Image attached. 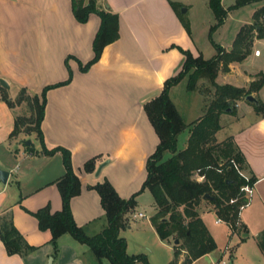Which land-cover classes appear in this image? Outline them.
Segmentation results:
<instances>
[{"label":"crops","instance_id":"1","mask_svg":"<svg viewBox=\"0 0 264 264\" xmlns=\"http://www.w3.org/2000/svg\"><path fill=\"white\" fill-rule=\"evenodd\" d=\"M198 3L209 7V0H100V5L118 15L119 39L106 46L98 62L82 73L78 63L85 66L94 57L92 44L100 27L96 15L80 24L74 19L71 0H0V79L8 83L6 93L11 100L23 88L40 95L46 86L65 82V62L69 58L72 81L47 93L41 130L47 150L60 147L71 154L72 168L82 188L70 201V208L76 225L88 237L107 227L100 197L89 187L107 180L125 200L142 190L147 160L159 144L144 104L158 97L164 83L181 71L185 61L181 51L194 58L203 57L192 38L191 23L184 17ZM172 4L179 6L178 13ZM228 78L235 76L232 73ZM228 78L219 74L217 82ZM181 83L170 89V99ZM252 96L257 99L258 91ZM257 100L264 103V99ZM16 116L15 109L0 99V170L8 172L6 183L0 181V214L10 210L17 231L37 250L25 257H10L0 241V264H92L90 250L70 235L59 239L54 253L50 233L40 231L36 219L26 213L45 206L52 213L61 210V197L53 183L65 169L59 152L32 156L24 149H12V144L26 141L20 135L10 139ZM226 117L229 130L223 139L231 138L242 154L247 172L255 180L250 207L254 206L255 214L264 218V119L247 101H239L235 113ZM37 143L36 149L40 150ZM98 156L101 158L94 171L85 173L84 164ZM148 195L151 194L146 190L138 195L130 221L146 218L139 211L142 202L152 201L149 205L155 213L154 201ZM139 214L143 217H135ZM239 221L245 232L240 214ZM127 229H131L130 222ZM148 229L159 238L151 222Z\"/></svg>","mask_w":264,"mask_h":264},{"label":"trees","instance_id":"2","mask_svg":"<svg viewBox=\"0 0 264 264\" xmlns=\"http://www.w3.org/2000/svg\"><path fill=\"white\" fill-rule=\"evenodd\" d=\"M258 1L261 0H240L237 7ZM71 7L74 19L80 24H86L90 15H96L100 19V27L92 44L93 59L85 66L78 63L80 71L86 73L98 62L104 48L119 39V18L108 8L99 7L97 0H90L86 4L83 0H71ZM172 7L178 13L179 6L172 4ZM209 7L216 18V28L224 22L226 13L221 7V0H209ZM262 19H264V9L255 14L253 21ZM183 24L188 31L187 22L183 21ZM253 28L252 25H244L237 34L231 50L227 52L221 47H216V55L209 60H205L202 56L194 58L189 52L181 51L185 56L181 71L164 83L158 97L144 104V112L159 139V144L147 160V177L142 190L125 200L119 197L107 180L89 187L100 197L107 221V227L93 237H88L83 229L76 225L72 216L70 201L80 194L82 187L72 168L71 154L60 147L47 150L41 130L47 93L68 86L72 81V72L68 66L69 58L65 62L68 70V79L65 82L46 86L40 95L33 94L31 99L28 98L26 89L19 91L16 103L27 101L31 116L30 118L15 117L10 139H15L21 134L28 138L35 136L41 149L37 150L33 144L24 145L25 153L32 156H51L59 152L63 159L65 173L53 183L61 197V210L52 213L50 207L45 206L36 212L26 211L36 219L40 231L50 233V244L54 253L58 251L59 239L64 235H70L92 252L95 264H148L144 255H128L127 243L120 237V232L128 228L130 217L136 211L138 195L145 190L151 194L154 201L155 213L150 221L159 239L161 241L178 240L175 255L186 251V261L190 264L216 248L214 240L200 218L199 208L202 203L211 206L217 218L228 224L232 231L243 229L239 214L241 207L246 205L247 198L240 193V188L246 185V182L232 167L226 166L221 170L219 165L222 159L232 160L242 165L247 171L244 158L231 138L223 142L222 148L212 144L216 142L215 134L221 128L220 116L233 115L239 101L246 100L247 96L261 88L264 84V74H261L257 83L250 84L247 90L232 85H218L215 80L222 67L232 62H241L249 55V49L253 43ZM262 33L264 29L259 30L257 39H264ZM192 70L186 89L190 92L195 91L196 81L204 78L214 89V93L203 117L191 125H186L170 99L169 91ZM0 99L10 109L15 107L6 90L1 86ZM253 106L255 114L264 119V103L258 102L257 106L254 104ZM25 126L26 129L22 130ZM184 131H188L187 146L179 150L178 137ZM167 154L170 157L165 160ZM100 158L98 156L87 161L84 164L85 173H92ZM208 167L211 169L204 172V169ZM198 176H203L204 180L198 181ZM254 183L255 180L250 177V186ZM0 241L10 257H25L37 250L36 247L30 246L17 231L10 210L0 214ZM257 245L264 254V231L257 236Z\"/></svg>","mask_w":264,"mask_h":264},{"label":"rangeland","instance_id":"3","mask_svg":"<svg viewBox=\"0 0 264 264\" xmlns=\"http://www.w3.org/2000/svg\"><path fill=\"white\" fill-rule=\"evenodd\" d=\"M89 1L90 0H83L85 4ZM239 1L240 0H221V7L226 15L224 22L216 28L215 25L217 22L214 13L209 7H205L201 3L195 4L194 11H192L189 16L185 14L186 16L184 17L187 22L190 21L191 23L192 38L202 52L205 60L212 59L213 56L216 55V47H221L229 52L234 45L237 34L244 25L251 24L254 27L252 30L253 43L250 46L249 55L241 62H232L229 65L222 67L218 72V75L221 74L225 78H228L233 73L235 79L228 78L221 83L217 82V78L215 80L218 85H228L224 84L226 82L233 83L236 87H245L244 89L247 90L250 84L257 83L261 78V74H264V39H257L259 30L264 29V19L253 21L255 14L264 9V0L237 7ZM99 3L100 0H97V5L99 7H104ZM180 13H184V8L180 9ZM257 50L261 55L259 57H254V53ZM192 72L193 70L190 71V73L181 81L182 83L180 82L181 84L171 96L173 103L176 105L186 125H191L203 117L212 98V94L214 93V89L208 85V82L204 78H200L196 81L197 87L195 91H188L186 86L189 83V76ZM247 79L250 80V83L245 85L244 81ZM208 91L211 93L209 94ZM258 93L259 97L257 99H264V84H262ZM27 95L28 98L31 99L33 94L28 91ZM17 98L18 97L16 96L12 100L15 104L14 109L17 116L21 118H30L29 103L23 101L17 104ZM226 116L232 115L224 114L220 116V129L223 127L224 129L218 135V138L216 137L218 132L215 134L216 142L212 144L219 145L220 148H222L221 146L223 142L229 138L227 137L223 139L229 130L226 126L229 117ZM24 129H26V126L22 128V130ZM184 134L178 137L179 150H182L187 146L188 131L185 142L183 140ZM20 137L24 140H30L35 148L38 147L37 140L33 137H30L29 139L25 135H20ZM12 149H20V152H22L24 145L21 143L12 144ZM169 157L170 155L167 154L165 160ZM226 166L229 168L232 167L238 176L245 180L246 185L250 186V176L242 165L232 160L227 161V159H222L219 168L223 170ZM210 169L211 168L209 167L205 168L204 172ZM241 188L240 193L245 196V193L241 191ZM150 198L151 195H148V199ZM151 202L152 201L142 202L141 207L139 208V211L145 214L146 218L131 219V229H125L120 232V237L124 238L127 243L128 255H144L146 256L148 264H190L186 261L187 256L183 255L186 251H181L177 256L175 255V247L177 245H174L172 239L169 241H161L154 235V233H152V231H149L148 223L151 222L150 220L154 213L149 205ZM250 205H252V199L251 202L240 212V219L243 220L246 226V231L243 232L232 231L228 224L221 220L217 224L216 221L218 218L215 215V212L212 210H205V208H207L206 203L201 204V207L199 208L200 218L208 233L214 240L216 248L209 254V256L200 258L192 264H264V257L261 256L257 246V236L262 230H264V218H261L260 215L257 216V214H255L256 210L254 206L250 207ZM244 234L247 236L243 237ZM181 257H184V263L179 261ZM89 258L90 263L94 264L96 262L91 251Z\"/></svg>","mask_w":264,"mask_h":264},{"label":"water","instance_id":"4","mask_svg":"<svg viewBox=\"0 0 264 264\" xmlns=\"http://www.w3.org/2000/svg\"><path fill=\"white\" fill-rule=\"evenodd\" d=\"M0 86L2 88H4L5 90H8L9 89L8 83L5 80H3V79H0ZM246 101L248 103H250V104H254L256 106L258 105V100L255 97H253L252 95L247 96L246 97ZM22 144L25 145V146H29L32 143H31L30 140H26V141H23ZM7 178H8V172L3 171V170H0V181H1V183H3V184L6 183ZM206 197L207 196H205V198ZM178 244H179V241L178 240H175L174 241V245H178Z\"/></svg>","mask_w":264,"mask_h":264},{"label":"built area","instance_id":"5","mask_svg":"<svg viewBox=\"0 0 264 264\" xmlns=\"http://www.w3.org/2000/svg\"><path fill=\"white\" fill-rule=\"evenodd\" d=\"M259 55H260L259 51H258V50L255 51L254 56L257 57V56H259ZM197 180H198V181H203V180H204V177H203V176H198ZM241 191L245 193V197L247 198V203H246V205H244L243 207H241V210H242V209H243L244 207H246V206L248 205V203L250 202V198H251V195H252V186L245 185L243 188H241ZM231 203H233V201H231ZM135 217L142 218L143 215L139 214V215H137V216H135ZM218 222H220V221H218Z\"/></svg>","mask_w":264,"mask_h":264}]
</instances>
